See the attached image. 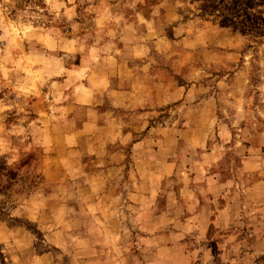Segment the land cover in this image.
Returning <instances> with one entry per match:
<instances>
[{
    "label": "clouds",
    "instance_id": "clouds-1",
    "mask_svg": "<svg viewBox=\"0 0 264 264\" xmlns=\"http://www.w3.org/2000/svg\"><path fill=\"white\" fill-rule=\"evenodd\" d=\"M18 3L23 0H0V87L15 83L18 95H36L47 87L45 99L52 97L56 104L75 100L78 108H107L119 123L115 135L100 142L99 150L86 153L89 159L97 158L93 164L102 177L100 183L118 190L107 205L97 204L89 219V213L83 210L82 194L89 186L90 195H98L94 182L81 172L78 183L56 189L43 182L35 169L20 171L33 154L50 153L53 141L47 126L38 132L37 122H28L30 113L23 105L0 101V210L9 213V220L23 222L34 230L32 234L7 237L0 231V242L18 253L17 264H29L34 248L51 251L53 245L60 249L61 260L67 257L69 264H264V53H259V58L251 52L246 55L242 83H222L217 93L211 84L203 86L214 73L211 63H200L207 48L203 40L181 41L191 50L182 65L174 51H168L173 46L162 39L164 28H171L174 21L182 22L183 16L162 22L160 8L164 5H160L152 10L153 19L145 20L137 6L147 7L148 0H129L124 8L135 14L131 23L123 10L110 11L107 7L95 23L108 26L106 35L111 40H124L142 27L147 29L139 51L131 53L134 64L140 61L133 69L140 74L137 87L130 94L113 97L110 88L117 86L113 80L97 99L81 81L97 72L112 74L115 61L109 57L101 63L98 53L115 50V45L98 48V37L83 69L69 72L65 65L75 59L76 52L88 53L87 41L91 38L89 34L62 41L61 26L65 32L70 26L73 35L86 27L76 22L77 0H67L70 7L64 0H43L45 7H38L37 0H32L23 5V10L17 9ZM86 3L91 5L93 0H79L80 5ZM175 7L187 14L181 0H176ZM13 10L17 13L14 27L7 22ZM97 11L91 6L86 9L89 14ZM117 28L122 31L117 32ZM153 38L154 51L148 46ZM238 47L243 48L244 43ZM60 52L63 56L59 60L52 59ZM158 68L164 72H158ZM25 70L27 75L18 78ZM169 73L173 82L166 83ZM65 76L68 79L64 84L51 83L53 77ZM124 84L121 77L119 86L123 88ZM176 85L183 87L171 93V98L183 100V105L173 116L175 124H182L186 131L182 133L166 122L163 137L173 133L178 139L169 145L154 129L145 148L140 136L149 125L137 120L135 113L155 108L153 90L169 93ZM188 85L193 91L185 97L183 88ZM13 108L19 119L9 129L5 120ZM52 111L58 115L47 119L55 121L58 129L63 126L61 121L75 126L74 121L66 119L71 108L54 107ZM125 116L131 118L125 122ZM96 130L103 133V129ZM189 134L195 138L187 139ZM180 139L186 143L177 151ZM209 142L216 144L211 152ZM76 144L73 139L70 146ZM153 147L159 151H153ZM129 148L133 151L131 173L125 155ZM169 155L179 163L162 164V158ZM192 160L197 162L185 167ZM11 173H18L15 180ZM209 196L211 199H207ZM96 213L103 216V221L96 218ZM213 241L220 242L218 249L212 246Z\"/></svg>",
    "mask_w": 264,
    "mask_h": 264
},
{
    "label": "rangeland",
    "instance_id": "rangeland-1",
    "mask_svg": "<svg viewBox=\"0 0 264 264\" xmlns=\"http://www.w3.org/2000/svg\"><path fill=\"white\" fill-rule=\"evenodd\" d=\"M32 0H23V3L17 4V9L23 10L24 4H30ZM67 5V0H64ZM129 0H93L91 5L87 3L84 5L79 4L77 0L76 11L78 13L77 23L85 24V29H82L77 35L72 34V29L69 26L65 32L64 26L60 27L62 34V41L68 42L74 39H80L89 36L91 38L87 41L88 53H75V59L66 64L65 67L69 72L80 71L83 69L86 56L90 54L93 45H96L97 38L100 42L97 45L98 48L104 49L108 45L114 44L115 50H108L98 53L99 60L104 63L111 57L115 64L112 66V74L105 72H97L90 74L87 79L81 81L86 89L94 92L97 99L100 98L101 92L108 89L113 80L117 81V86L110 88L113 97L122 96L126 93H132L137 87V80L140 74L134 72L133 69L140 61L133 63L131 53L139 51L138 45L143 43L142 37L148 35L146 28L142 27L141 31L134 34H128L126 39L111 40L106 32L108 26L102 27L96 24L95 21L103 14L104 8L107 7L110 11L125 12V18L131 23L135 14L131 9H125L124 4ZM181 3L185 5L187 14L184 9L175 7L176 0H148L147 7L137 6V11H142L145 20L153 19L151 13L155 8L164 5L160 8V20L166 21L173 16H183V20L174 21L171 28L165 27L162 33V39L167 44L173 47L168 51L175 53V59L180 64H186L187 58L190 56V49L184 48L181 41L185 42H198L203 40L207 44V48L203 50L200 63H211L214 73L210 81L204 83V87H208L209 84L216 89L217 93L220 92V85L222 83H230L232 86H237L242 83L241 76L246 71L244 57L250 52L254 57L259 58V53H264V0H181ZM38 7H45L43 0H37ZM71 6V5H67ZM94 7L98 11L94 13H87L88 7ZM16 10L9 13L8 24L15 25ZM87 21V23H86ZM193 21L195 24L193 25ZM90 30V32H89ZM117 32H121L122 29H115ZM180 33V35H178ZM135 37V38H133ZM56 38H52V42H55ZM153 42H148V46L153 48ZM244 43V47L240 48L238 45ZM46 46V45H45ZM155 49L153 48V51ZM27 53V49H25ZM119 53V55H118ZM63 56V52L56 54L52 59L59 60ZM155 59V57H153ZM43 67V65H41ZM35 71H40L39 68H35ZM158 72L163 73L164 69L158 68ZM27 75V70L20 73L22 78ZM225 76L229 79L225 80ZM123 77L125 84L123 88L119 86V81ZM68 77H53L51 83L64 84ZM166 83L173 82V77L169 73L165 77ZM253 82H256V78L253 77ZM182 85H176L169 89V93H163L160 90H153L152 97L156 101L155 108L149 107L146 110H137L135 118L139 121L147 122L149 127L141 136L140 140L145 141V148H147V141L150 139L149 133L154 129L158 130L160 138L165 139L169 145L173 140L178 139L173 133H169L167 137H163L165 127L168 126L166 122H171L176 129L180 132L186 130L181 125H176V117L173 113L183 105V100L174 101L171 98V93H175ZM199 87V85H197ZM193 91L192 86L188 85L183 88L184 96L187 97ZM49 89L46 87L39 91L36 95L23 94L18 95L19 89L15 83L12 86L0 87V101L5 104H21L25 107L26 111L30 113L29 123L32 121L37 122V131L43 130L47 126L48 136L52 138V151L50 153H41L40 155L33 154V157L26 162L25 167H22L20 171L33 170L43 177V182L49 183L53 188H68L74 182H79V174L85 173L91 181L94 182L98 195L92 196L91 187L85 186L87 191L82 194V199L85 201L83 204V210L89 213V219L93 214V209L97 204L103 203L107 205L110 199L118 194V190L114 185H102L100 180L102 177L100 173L95 170L93 161L97 158L95 156L89 157L86 153L99 150L100 142L106 139L110 134L115 135V128L119 123V119L115 114H111L107 108H101L99 106H83L78 108L75 100L71 104L65 102L62 104H56L55 99L48 96ZM166 105V106H164ZM71 108L66 119L69 122L74 121L75 126L70 127L63 125L59 129L55 121H49L47 118L50 115H58L53 113V108ZM123 111V110H121ZM131 117H123L127 122ZM16 109L7 114L5 124L11 129V127L18 122ZM95 125V127H93ZM103 129L101 134L96 129ZM218 131V129H217ZM195 132V128L193 129ZM192 134H189L187 139H194ZM77 141L76 145L70 146L72 140ZM136 143V141H134ZM186 140L180 139L177 151L185 146ZM217 143H219V137L217 136ZM216 144L209 142L208 150L211 152ZM245 147L249 150L252 149L251 144H246ZM153 151H159L158 148L153 147ZM171 151V148H170ZM264 151V149H261ZM115 155V153H112ZM126 160L129 163V173H131V164L133 163V151L128 149ZM196 160H192L191 163L185 165L187 168H191ZM162 164L179 163L171 155L163 157ZM0 171H3L0 169ZM18 173H11L12 179L15 180ZM106 175V173H105ZM174 178V177H173ZM8 189L12 188L9 184ZM178 190V189H176ZM205 198L201 197L203 201ZM207 199H211L209 196ZM131 203V201H129ZM111 211V209H110ZM211 211V209H210ZM9 213L0 210V231L4 236L10 234L23 233L25 235L32 234L34 232L30 225L23 222H13L8 219ZM96 218L103 221V216L96 213ZM213 219L215 217L213 216ZM111 224V221H110ZM91 227L92 225H87ZM43 238V237H42ZM14 243V241H10ZM219 241H213L214 249H218ZM18 253L15 250L9 249L7 244L0 242V264H17ZM106 259V257H105ZM29 264H69V259L65 257L63 261L60 258V249L52 246L51 251L47 249H41L39 247L34 248L32 254L28 257Z\"/></svg>",
    "mask_w": 264,
    "mask_h": 264
}]
</instances>
